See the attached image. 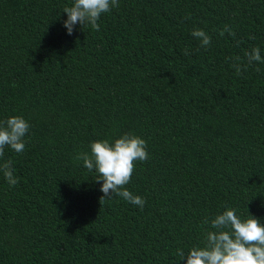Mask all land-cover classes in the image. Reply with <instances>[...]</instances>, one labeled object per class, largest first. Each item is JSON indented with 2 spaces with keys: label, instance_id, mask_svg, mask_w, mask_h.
I'll use <instances>...</instances> for the list:
<instances>
[{
  "label": "trees",
  "instance_id": "1",
  "mask_svg": "<svg viewBox=\"0 0 264 264\" xmlns=\"http://www.w3.org/2000/svg\"><path fill=\"white\" fill-rule=\"evenodd\" d=\"M72 2L0 0V122L30 125L0 157V264H185L226 207L264 224V0H118L69 35ZM125 133L142 210L75 159Z\"/></svg>",
  "mask_w": 264,
  "mask_h": 264
},
{
  "label": "clouds",
  "instance_id": "2",
  "mask_svg": "<svg viewBox=\"0 0 264 264\" xmlns=\"http://www.w3.org/2000/svg\"><path fill=\"white\" fill-rule=\"evenodd\" d=\"M113 7H118V0H73L70 6L66 5L62 10L67 14L63 25L69 35L77 24L82 28L90 25L92 29L99 31L98 20ZM225 31L231 32L225 27L220 35L223 36ZM191 35L199 40L201 48L207 49L211 44V37L204 30L194 29ZM185 54H188L187 50ZM247 58L249 64L261 61L259 48H253L247 53ZM236 59L239 60V57ZM233 66L239 75L240 66ZM29 127V123L19 115L0 122V157H3L6 147L17 153L24 151L23 138ZM147 158L146 141L131 133H125L114 141H93L90 153L81 152L75 157L77 161L82 160L89 171H96L97 182L102 181L100 191L104 195L100 198V203L104 198L115 194L141 210L146 201L140 195L133 194L125 185L131 180L134 162L145 161ZM0 172L9 185L18 183L11 160L0 163ZM203 224H209L207 218ZM210 224L213 230L206 231L203 246H193L187 252L179 251L181 258L187 257L185 264H264V224L258 218L250 214L241 219L235 209L226 207Z\"/></svg>",
  "mask_w": 264,
  "mask_h": 264
}]
</instances>
